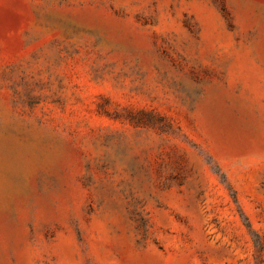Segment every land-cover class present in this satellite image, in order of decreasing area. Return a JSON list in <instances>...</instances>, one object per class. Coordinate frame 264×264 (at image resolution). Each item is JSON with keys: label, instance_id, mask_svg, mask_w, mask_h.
<instances>
[{"label": "rangeland", "instance_id": "obj_1", "mask_svg": "<svg viewBox=\"0 0 264 264\" xmlns=\"http://www.w3.org/2000/svg\"><path fill=\"white\" fill-rule=\"evenodd\" d=\"M0 264H264V0H0Z\"/></svg>", "mask_w": 264, "mask_h": 264}]
</instances>
